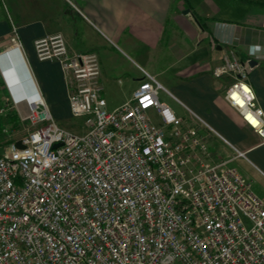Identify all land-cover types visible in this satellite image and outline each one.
<instances>
[{"label": "built area", "instance_id": "2783aa9c", "mask_svg": "<svg viewBox=\"0 0 264 264\" xmlns=\"http://www.w3.org/2000/svg\"><path fill=\"white\" fill-rule=\"evenodd\" d=\"M10 42L21 49L15 28ZM33 46L59 64L85 131L59 126L38 93L21 114L0 84V116L32 126L23 147L0 145V264H264V197L230 165L242 152L212 150L221 136L176 115L154 76L107 109L95 53L69 51L61 34ZM248 68L229 52L213 75L233 77L224 98L264 142Z\"/></svg>", "mask_w": 264, "mask_h": 264}, {"label": "crops", "instance_id": "0c3cea01", "mask_svg": "<svg viewBox=\"0 0 264 264\" xmlns=\"http://www.w3.org/2000/svg\"><path fill=\"white\" fill-rule=\"evenodd\" d=\"M1 2L7 15L2 12ZM13 28L21 55L11 54L14 72L5 73L0 66V84L3 96L13 101L21 114L25 111L24 97L38 93L54 119L71 116L59 64L39 60L33 46L37 39L61 34L69 51L97 55L105 99L106 79L121 82L116 76L126 72L120 58L131 60L139 71L131 80L127 77L128 94L123 102L145 73L162 77L167 84L164 92L187 114L181 116L163 102L176 115L190 120L193 113L213 128L221 137L209 136L212 150L222 156L242 152L231 162L246 160L236 166L237 170L264 197V142L224 98L233 77L213 75V69L229 52L242 61L254 60L246 81L264 108L263 7L250 0L0 1V51L10 47ZM4 66L9 69L7 63ZM15 78L22 81V87H17ZM106 107L110 109L107 100ZM245 163L253 168L248 169Z\"/></svg>", "mask_w": 264, "mask_h": 264}, {"label": "rangeland", "instance_id": "374dc122", "mask_svg": "<svg viewBox=\"0 0 264 264\" xmlns=\"http://www.w3.org/2000/svg\"><path fill=\"white\" fill-rule=\"evenodd\" d=\"M0 1H4V0H0ZM1 6H2L3 14L7 15L6 12L4 11V4L2 2H1ZM10 47L0 51V53L9 49ZM109 47H112V45L109 44ZM118 61L121 67H123L124 70L126 71V72H120V74L116 76L121 79V82H118V83L112 82L113 81L111 80L112 78H107L106 81L104 82V95L108 103V108L110 109L120 105L123 102L124 97L128 94V82L129 81L127 82V77L130 78L131 80V78H133L139 72L138 67L128 58H125V57L120 58L118 59ZM168 74L170 73L168 72ZM155 77L163 85V87L165 88L167 87V84H165L162 77L160 76H155ZM159 99L162 101H166L169 104V106L171 108L173 107L179 115L185 116L187 114L184 108L181 105H177L176 103H174V101L164 91L159 92ZM17 118H18V121L16 122L7 121V119L0 118V145H6V144H9L10 142L20 139L21 137H23V135L26 133L27 130H30L32 128V126L30 125L28 121H21L18 116ZM53 120L59 126L67 130H70L74 133L80 134L83 131H85L84 117H73V116L67 115V116L62 117L61 119L53 118ZM243 162H246V160L238 159L236 161L231 162L230 165L234 166L237 169L236 166L242 165ZM247 163H245V165ZM246 167L248 169L253 168L249 164H247Z\"/></svg>", "mask_w": 264, "mask_h": 264}, {"label": "bare ground", "instance_id": "6f19581e", "mask_svg": "<svg viewBox=\"0 0 264 264\" xmlns=\"http://www.w3.org/2000/svg\"><path fill=\"white\" fill-rule=\"evenodd\" d=\"M20 50L21 49L19 48L18 45H12L9 49H7V50H5V51H3V52L0 53V56L3 55V57H4V59H0V66L2 67V70L5 73H7V70L10 71V72L11 71L14 72V61H13V59L11 57V54L13 52H16V53L18 52L21 55ZM5 63H7V67H9V69L8 68H5V66H4ZM15 82L17 84V87H22L23 83H22V81L20 79L19 80H16V78H15ZM12 91L15 93V91L13 89H12ZM25 91H27V90H25ZM35 96H36L35 94H31V95L28 94V95H26V97L30 101H33V99H35Z\"/></svg>", "mask_w": 264, "mask_h": 264}, {"label": "trees", "instance_id": "16d2710c", "mask_svg": "<svg viewBox=\"0 0 264 264\" xmlns=\"http://www.w3.org/2000/svg\"><path fill=\"white\" fill-rule=\"evenodd\" d=\"M250 2L264 8V0H250ZM0 118L7 119V121H18L17 115L14 111L6 113L3 116H0Z\"/></svg>", "mask_w": 264, "mask_h": 264}, {"label": "water", "instance_id": "95a60500", "mask_svg": "<svg viewBox=\"0 0 264 264\" xmlns=\"http://www.w3.org/2000/svg\"><path fill=\"white\" fill-rule=\"evenodd\" d=\"M185 11H188V10H185ZM248 63H249V65H252V64H254V63H256V62H255L254 60H249ZM14 144H15L16 147H19V148L23 147V146L21 145V141H20V140H16V141L14 142ZM57 146H59V144H55V145H54V147H57Z\"/></svg>", "mask_w": 264, "mask_h": 264}]
</instances>
